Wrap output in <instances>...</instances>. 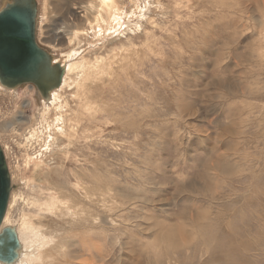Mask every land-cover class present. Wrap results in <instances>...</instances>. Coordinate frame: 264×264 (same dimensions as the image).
<instances>
[{
    "label": "rangeland",
    "instance_id": "374dc122",
    "mask_svg": "<svg viewBox=\"0 0 264 264\" xmlns=\"http://www.w3.org/2000/svg\"><path fill=\"white\" fill-rule=\"evenodd\" d=\"M36 1L41 48L112 75L96 78L102 104V87L86 108L68 89L65 134L42 124L39 143L27 141L41 121L36 87L0 90L11 221L55 233L75 216L38 204L83 201L79 181L95 182L119 201L118 227H76L91 252L75 232L51 264H264V0L126 1L124 27L101 35L74 9L87 0Z\"/></svg>",
    "mask_w": 264,
    "mask_h": 264
},
{
    "label": "bare ground",
    "instance_id": "6f19581e",
    "mask_svg": "<svg viewBox=\"0 0 264 264\" xmlns=\"http://www.w3.org/2000/svg\"><path fill=\"white\" fill-rule=\"evenodd\" d=\"M11 1L12 0H0V12L9 3H11ZM126 1L131 4L134 10H141L137 0H87V2H84L82 7H75L74 9H82L80 11L84 14V16H86L89 24L93 25L95 23L97 28H99L101 35L111 33L112 31H117L118 28H121L122 24L124 27L125 19L123 15L127 13L125 11L124 14L123 11L125 10L126 5L124 6V3ZM75 6H77V4H75ZM143 16L144 15L142 14L141 18ZM76 37L77 35L74 36V33H71L70 38L67 39L68 43L72 44ZM51 56L53 65H59L62 68V71H64L62 83L58 88L51 90L48 94H43L36 88L38 90L37 94L40 98L39 101L42 108L40 113L41 121L37 123L36 129L29 130V138H27L28 142H40L41 133L39 129L41 128L42 124L44 125V129L48 131L51 136L64 135V126L67 123L66 113L67 108H69V99L66 97L67 90L74 87L76 91L71 96V98L74 100L78 99L81 102L77 103L86 108L90 107L91 104H94L92 101L96 99L92 92L95 89L102 87V94H100V99L98 101L99 104H102L104 103L103 92H105V83H102L103 85L100 86L97 80L102 81L105 75L110 77L112 75L111 73L107 72L106 69L101 67V62H97L96 66L84 58L75 59L73 58V55L64 56L63 58L57 57L53 54ZM85 66L87 67L85 68ZM122 68L123 67L120 66L118 71H122ZM20 87L21 86L10 89L4 87L0 83V90H11L8 91V93L18 92ZM92 110L94 112L99 111L97 106L92 108ZM12 131L16 132L18 130L13 129ZM100 177L101 174L93 175V179L95 180H99ZM79 183L80 186H84L85 189V198L83 201L79 200V198H71L73 203L64 205L63 201L60 199L50 197L45 203L38 204L41 211H44L45 208H50L55 214H57V212H61L63 206H67L66 209L72 212V216H75V218L71 220L70 223H67L62 229L57 230L55 233L48 232L45 234L40 229L38 224L31 223L26 217L23 218L21 225L11 221V211H13V208L18 201V194L14 192L16 187H14V183L12 184V193L8 202V208L3 219L2 226L0 228V233L5 228L13 229L18 236L19 246L15 250L17 256L14 262L6 263L0 261V264H36L40 259H43L46 264H51L55 262L58 256H66L70 252L69 250L71 249V246L76 241L74 234L75 232H78L77 228L89 230L91 232L93 230H97L94 229V227H107L108 221H110V226L112 228L118 227L117 220L115 218L117 217L119 211H121L118 205L119 201L114 200L113 198L110 199L109 195L111 193L101 184L92 182V185L88 187L87 185H84L81 180ZM64 198L65 197H62V199ZM30 201L31 200L28 199L27 204H29ZM68 234L71 236L67 237ZM78 237L79 241H77V245L80 246V250H87L91 252L93 238L85 234V236L81 239L80 233ZM46 248H48V251H46L45 255H41L40 251L42 249L45 250Z\"/></svg>",
    "mask_w": 264,
    "mask_h": 264
},
{
    "label": "water",
    "instance_id": "95a60500",
    "mask_svg": "<svg viewBox=\"0 0 264 264\" xmlns=\"http://www.w3.org/2000/svg\"><path fill=\"white\" fill-rule=\"evenodd\" d=\"M38 3L12 0L0 12V83L7 88L30 84L48 94L62 83L63 72L53 65L52 56L37 42ZM11 177L0 145V228L12 190ZM19 246L16 232L5 228L0 233V261L12 263Z\"/></svg>",
    "mask_w": 264,
    "mask_h": 264
}]
</instances>
